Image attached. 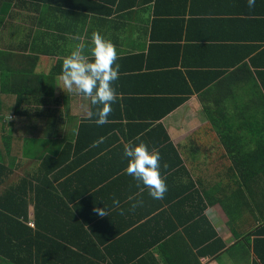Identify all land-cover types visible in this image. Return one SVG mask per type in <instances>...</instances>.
<instances>
[{
    "label": "crops",
    "instance_id": "crops-1",
    "mask_svg": "<svg viewBox=\"0 0 264 264\" xmlns=\"http://www.w3.org/2000/svg\"><path fill=\"white\" fill-rule=\"evenodd\" d=\"M262 19L264 0H256L252 9L248 0H0V33L9 36L8 42H0L1 52L9 59L7 63L0 61V98L9 100L6 94L14 93L12 88L2 85L3 81H8L11 87L21 84L24 93L15 107L16 100L11 98L13 109L3 110V103L0 104L1 145L11 144L27 153L17 157L13 168L25 170L34 165L40 160L34 154L41 148L47 153L66 148L76 139L83 122L91 120L87 112H94L95 108L82 96L67 94L58 83L64 57L81 40L86 44L85 51L90 52L93 32L99 31L116 45L117 63L121 67L114 85L117 83L116 88L120 89L124 82H131V89L136 90L126 96L170 98L179 91L180 77L189 80L190 70L224 68L225 74L216 81L221 83L219 88L223 86V91L218 95L215 90L212 97L217 95L219 100L226 97L231 110H238L239 105L246 102L252 105L259 97L256 81L261 83L258 72L264 73ZM244 69L247 71H243L244 78L251 83L239 77V70ZM112 109L109 117L112 123L85 126L84 149L80 148L79 152L85 162L74 176L85 187L93 186L86 196L92 195L91 227L96 228L99 236L92 235L91 242L99 244V253H106L103 243L111 245L104 238L120 231L139 247L153 243L150 252L134 259L125 244V258L130 257L132 264H197L196 255L201 264H264V256L255 251L256 237L251 245L247 243V250L238 244L239 239L229 224L231 218L221 204L208 205L205 214L228 248L236 246L219 259L199 256L201 247L189 243L188 227L181 225V217L177 216L181 210L182 215L194 210L195 201L185 208L176 207L166 202V194L157 200L149 196L147 189L142 194L139 192L137 181L125 171L128 158L124 156V144L130 140L138 143L135 134L146 135L142 126L144 118L133 117L128 123L118 104H113ZM159 120L186 164V170H180V165L166 170L164 165L168 160L161 155L162 175L171 184L179 181L175 188L178 184H188L191 190L199 189L205 196H215L220 185L214 181L215 174L208 165L217 156L213 157L208 148L217 140H213L201 93L189 95L185 103ZM46 133H52L51 137ZM101 137L103 142L95 144ZM194 137L198 149L184 153L183 146H191ZM144 141L148 146L156 145L150 138ZM74 143L77 145V141ZM186 155L189 158L185 159ZM102 179L107 182L97 185ZM114 197L119 199V207L113 205ZM138 200L143 201L142 205L130 211ZM97 207H105L109 216H99L94 212ZM30 216L33 218L32 212ZM101 219L108 223L107 229L100 225ZM190 232L202 241L199 232L195 234L194 229ZM240 234V240L245 241L244 228Z\"/></svg>",
    "mask_w": 264,
    "mask_h": 264
},
{
    "label": "trees",
    "instance_id": "trees-1",
    "mask_svg": "<svg viewBox=\"0 0 264 264\" xmlns=\"http://www.w3.org/2000/svg\"><path fill=\"white\" fill-rule=\"evenodd\" d=\"M43 1L51 2L53 0ZM21 4L26 5V3ZM258 13L260 16L262 15L260 8ZM7 38L6 35L0 33L1 44L8 42ZM1 51L0 61L7 63L9 59ZM86 54L90 55V52L86 51ZM1 55L5 57L2 58ZM225 71L224 68L190 70V81L184 76L180 77L179 91L170 98L164 99H158L156 96L141 97L139 94L134 96L135 98H131L132 96H126L131 91H136L131 89V82H124L120 89L116 88V83L114 87L119 93V97L114 106L118 104L122 109L123 119H128V123L133 121V117L144 118L142 126L146 130V135L141 136V139L150 138L151 141L156 142L155 146H149V148H158L165 158L164 160H168L166 170H172L177 165L182 167L180 170H186L185 160L178 153V149L159 119L171 109L185 103L189 95L201 93L204 109L211 121L213 140H217L213 145V150L214 155L216 154L218 158L213 159L214 161L208 166L212 167V173H215L216 167L222 170V173L226 174V177L223 178L229 181H216L222 188H219L215 196H205L199 189L191 190L188 184H178V187L175 188L174 185L179 181H174L175 183L171 184L166 179L168 190L164 198L167 203L184 208L195 201L194 210L188 213L184 211L183 215L181 210L177 216L181 217L179 220L181 225L188 227L186 233L189 243L191 242L195 248L201 247L200 257L208 255L219 259L236 246L228 248L229 245L211 226L205 214L208 205L216 204L226 207V213L232 221L229 223L231 229L239 239L238 244L247 246L249 243L251 245L253 237H256L255 251L263 257L264 73L258 72L261 83L256 81V93L259 96L256 98V103L249 105L246 102V104L239 105L238 110H231L226 97L221 96L220 100L217 95V98L212 97L215 90L218 95L223 91V86L219 88L221 83H216V81L225 74ZM243 71L247 72L245 69L239 70L241 75L239 77H243L247 84L251 83L244 78ZM1 75L0 72V78ZM199 77L202 78L198 80ZM2 85L7 89L12 88L14 92L6 94L9 100L5 101L0 98V104L3 103L2 109H13V100H16L15 107V103L17 106L18 101L20 102L24 97L22 85L11 87L8 81H3ZM224 85L227 86V84ZM26 99L28 100V98L23 100ZM216 107L218 108L216 109ZM161 108H164L162 114ZM138 111L140 112L137 113ZM92 118L83 122L76 139L69 142L66 148H55L49 153L45 152L43 148L39 149V153H35L34 157L37 156V159L40 160L25 170L13 168L17 157L24 154L22 149L11 144L10 146L1 145L0 142V264H132L133 261L130 257L134 259L136 256L150 252L153 243L146 242L139 247L136 241L122 236L120 231L111 233L112 235L104 238L105 242H111V245L103 243L105 254L99 253V244L91 242L92 235L99 236V233L95 231L96 228L91 227L92 195L86 196L92 191L93 186L85 187L80 183V179L74 176L78 172V167L85 162L79 152L80 148H83L82 137L86 133L85 126L96 124L94 122L96 117ZM108 123H112L109 118ZM47 133L46 136L50 138L52 133L50 135ZM137 136L138 134L134 135V137ZM0 140L2 139L0 138ZM75 141H77V145L74 143ZM192 142L191 146H183L184 153L188 154L190 150L198 149L194 145L197 142V137H194ZM78 143H80L79 149ZM162 143L163 147L158 146ZM13 155H15L14 159ZM185 157V159L189 158L187 155ZM226 160L230 163L227 164ZM17 170L23 171L21 176H18L15 182L8 183L10 176ZM101 182L106 183L107 180H99L97 185ZM31 212L33 218L30 216ZM249 217H252L251 219L254 221V231L245 236V241H243L240 240L242 237L240 232L243 231ZM100 225L102 228L107 229L108 227V223L104 219L100 220ZM191 229H194L195 234L199 232L201 242L191 234ZM125 244L131 251V256L127 257L128 260L125 258L126 249L123 248ZM196 256L195 263L201 264L200 258L198 255Z\"/></svg>",
    "mask_w": 264,
    "mask_h": 264
},
{
    "label": "clouds",
    "instance_id": "clouds-1",
    "mask_svg": "<svg viewBox=\"0 0 264 264\" xmlns=\"http://www.w3.org/2000/svg\"><path fill=\"white\" fill-rule=\"evenodd\" d=\"M256 0H248V7L254 8ZM90 55L86 54V44L81 40L69 55L63 59L58 85L67 94L75 93L89 102L95 111H88L87 118L96 117L98 126L108 123L112 113V105L116 103L119 93L114 82L119 79L121 65L117 63L119 53L116 45L99 31L92 33ZM104 138L95 144L103 142ZM135 143L130 140L124 144V156L128 158L126 174L137 181V188L142 194L145 189L153 199H162L168 190L166 178L161 173V153L158 148H149L148 143L138 135ZM167 168V165H164ZM142 185V186H141ZM129 199H133L129 197ZM138 200L131 205L130 211H135L142 205ZM113 205L119 207L120 201L113 198ZM121 214L124 210L121 209ZM99 216H109L105 207L94 208Z\"/></svg>",
    "mask_w": 264,
    "mask_h": 264
},
{
    "label": "rangeland",
    "instance_id": "rangeland-1",
    "mask_svg": "<svg viewBox=\"0 0 264 264\" xmlns=\"http://www.w3.org/2000/svg\"><path fill=\"white\" fill-rule=\"evenodd\" d=\"M60 83V82H59ZM214 147L213 146H211L210 148H208V151L210 150L211 152H212V156L214 157L215 155H214ZM227 164L228 163H230V161H228V160H226L225 161ZM18 172H15L13 175H11L10 176V180L8 181V183L10 182H15L16 181V179H18V176H21V174H22V172L23 171H20V170H17ZM215 176H214V181H219V180H224L225 182H228L229 180H225L223 177H226V174L225 173H222V170H219V169H217V167L215 168ZM223 174H225V175H223ZM227 177H228V174H227ZM220 188H222V186L220 185ZM214 192H216V191H214ZM229 216V215H228ZM229 218H230V216H229ZM252 217H249V219H248V222H245V227H244V232H247V235L246 236H248V234H250V232H252V231H254V221L251 219ZM246 220V219H245ZM250 220V221H249ZM247 223V224H246ZM32 225V224H31ZM245 240V239H244ZM247 246L246 245H244L243 246V248L245 249V250H247V248H246ZM225 253V252H224ZM223 253V254H224ZM212 263H213V261H212Z\"/></svg>",
    "mask_w": 264,
    "mask_h": 264
}]
</instances>
